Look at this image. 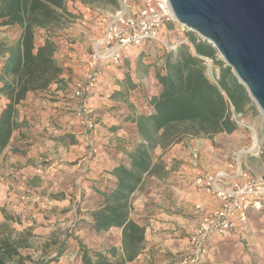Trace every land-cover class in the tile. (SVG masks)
Wrapping results in <instances>:
<instances>
[{
  "label": "crops",
  "instance_id": "crops-1",
  "mask_svg": "<svg viewBox=\"0 0 264 264\" xmlns=\"http://www.w3.org/2000/svg\"><path fill=\"white\" fill-rule=\"evenodd\" d=\"M97 32L96 22L94 26L76 19L56 33L62 83L28 93L17 107L20 127L0 152V227L12 225L32 233V246L21 253L31 256L24 264H35L37 253L45 254L41 261L49 260L48 264H82L84 249L105 254L114 264L126 258L123 229L96 231L92 215L104 206L102 194L116 185L114 170L129 166L136 147L148 144L140 121L151 113L148 101L161 91L157 75L165 72L168 52L145 43L125 51L124 65L104 66L88 99L96 120L95 129L88 130L76 116L74 90L86 80L87 52ZM18 36L16 29L0 21V77L8 57L1 51ZM7 102L0 91V114ZM163 134L164 130L158 133L150 150V170L130 197V219L145 233L138 255L126 264H181L201 218L220 205L196 178L225 172L231 176L227 183L244 180L232 165L235 152L213 144L228 134L179 141L164 140ZM241 165L253 179L264 181V175L252 176L246 162ZM258 218L264 221V214H252L250 224L236 233L210 239L208 245L215 249L201 264H264V224L257 228Z\"/></svg>",
  "mask_w": 264,
  "mask_h": 264
},
{
  "label": "trees",
  "instance_id": "trees-1",
  "mask_svg": "<svg viewBox=\"0 0 264 264\" xmlns=\"http://www.w3.org/2000/svg\"><path fill=\"white\" fill-rule=\"evenodd\" d=\"M121 0H0L1 25L16 29L15 43L2 49L8 55L2 65L0 91L8 100L0 114V152L10 143L20 127L17 107L30 92L48 90L62 83L63 67L56 54L59 46L53 41L56 29H63L78 16L69 3H81L88 8L117 10ZM192 49L182 43L169 51L165 72L158 74L159 95L148 101L151 113L140 121V130L148 144H140L130 157L129 166L114 170L117 178L113 189L102 194L104 206L93 216L96 231L123 229L125 260L132 261L144 241L145 228L130 219V197L138 189L151 168L150 150L161 130L162 139H214L220 134L232 135L238 124L232 119L233 110L242 116L254 102L247 89L238 82L230 67L218 58V51L195 32L186 33ZM43 40V43H39ZM205 58L220 65L217 81L207 75ZM254 107V106H253ZM11 219V218H8ZM24 242L10 237L0 238V264H24L19 249ZM82 264H114L105 254L82 250ZM43 260L39 264H48Z\"/></svg>",
  "mask_w": 264,
  "mask_h": 264
},
{
  "label": "built area",
  "instance_id": "built-area-1",
  "mask_svg": "<svg viewBox=\"0 0 264 264\" xmlns=\"http://www.w3.org/2000/svg\"><path fill=\"white\" fill-rule=\"evenodd\" d=\"M130 2L131 0H121L119 9L97 18L99 35L87 52L88 61L85 66L88 68V74L85 82L77 83L74 90L76 116L79 123L88 130L96 127L94 109L88 105V99L91 92L97 89L104 66L124 65L125 51L145 43H155L166 52L182 43L194 49V45L185 35L189 31L176 21L169 0H137V12L129 10ZM178 30L183 36L174 35ZM205 62L211 67L214 61L205 58ZM217 78H214V82ZM232 119L256 134L255 129L244 124L243 116L234 110ZM259 154L260 148L252 147L233 154L232 165L237 168L236 176L243 177V181L234 180L227 183L231 176L225 172L206 173L196 178V184L217 196L220 205L201 218L198 227L190 236V252L182 258L181 264H201L203 256L215 249L208 245L210 239L236 233L250 224L252 214H264V181L253 179L241 165L243 157H256ZM262 233L264 235V227Z\"/></svg>",
  "mask_w": 264,
  "mask_h": 264
},
{
  "label": "water",
  "instance_id": "water-1",
  "mask_svg": "<svg viewBox=\"0 0 264 264\" xmlns=\"http://www.w3.org/2000/svg\"><path fill=\"white\" fill-rule=\"evenodd\" d=\"M176 21L217 51L264 115V0H169Z\"/></svg>",
  "mask_w": 264,
  "mask_h": 264
},
{
  "label": "rangeland",
  "instance_id": "rangeland-1",
  "mask_svg": "<svg viewBox=\"0 0 264 264\" xmlns=\"http://www.w3.org/2000/svg\"><path fill=\"white\" fill-rule=\"evenodd\" d=\"M76 7L74 6V3H69L70 7H74L77 10V13H74L78 17L71 21V23L68 24V26L76 21V19H80L81 21L89 22L90 24H93L95 26V22L97 24V18L100 15L103 14H111L115 10L111 9H102V8H88L84 6L81 3H77ZM121 5V1H120ZM129 10L132 12L138 11V2L137 0H131L129 4ZM120 8V7H119ZM84 9H89L90 16H86V11ZM67 27V26H66ZM62 29V28H61ZM61 29H56V33L61 31ZM91 30V28H89ZM176 37L183 36V33L181 31H176L174 33ZM186 35V34H185ZM94 37H98V32ZM174 38V36H171ZM95 41V40H94ZM91 48V46H90ZM89 48V50H90ZM158 52H163L164 50L159 48L158 46L155 48ZM156 51L154 54H156ZM157 52V53H158ZM158 56V55H157ZM219 58V57H218ZM223 62V61H222ZM207 75L209 78L214 81V78L216 79L217 76L220 74V68L221 66L213 62L211 64V67H209L207 64ZM212 70V74H211ZM214 77V78H213ZM254 102V101H253ZM254 106V107H253ZM76 113V112H75ZM95 120V119H94ZM244 124L247 126H250L251 128L255 129L256 134L252 132L249 128L243 125H238L239 129L232 135H228L229 137L222 141L213 142L215 146H223L231 149L233 152H239L240 150L244 149L245 147H251L253 146L254 142V136L257 135L258 138V148H260V154L256 157L253 156H245L241 159V161L247 163L248 171L252 173V176H255L254 174L258 175V177L264 175V115L261 113V111L257 108L256 104L254 103L251 107L247 108L246 115L243 116ZM96 123V120H95ZM213 140V139H211ZM233 157V155L231 156ZM231 157L228 161H231ZM244 168V166H243ZM256 177V176H255ZM254 225L257 228L262 227L264 224V221H261L259 218L255 219ZM12 225H6L3 227H0V238H7L10 237L12 241L14 242H24L23 246L26 247H20L19 252L20 254L27 248H30L32 246L31 244L33 241V235L29 231H18L14 227H11ZM68 233V232H66ZM69 234V233H68ZM38 252V251H35ZM38 256H35V260H32L35 262V264H39L41 261V257L45 254H38ZM23 256V255H22ZM27 257V259H30L31 256H23ZM38 257V258H37Z\"/></svg>",
  "mask_w": 264,
  "mask_h": 264
},
{
  "label": "bare ground",
  "instance_id": "bare-ground-1",
  "mask_svg": "<svg viewBox=\"0 0 264 264\" xmlns=\"http://www.w3.org/2000/svg\"><path fill=\"white\" fill-rule=\"evenodd\" d=\"M251 147H252V149H255V148H258L259 147L258 146V138H257L256 135L254 136L253 146H251Z\"/></svg>",
  "mask_w": 264,
  "mask_h": 264
}]
</instances>
